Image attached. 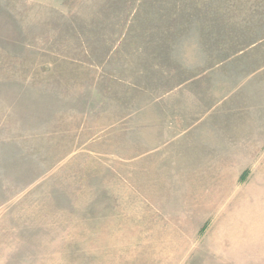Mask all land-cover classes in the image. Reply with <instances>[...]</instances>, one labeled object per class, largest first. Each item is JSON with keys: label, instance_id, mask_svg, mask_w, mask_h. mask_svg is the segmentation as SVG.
Here are the masks:
<instances>
[{"label": "rangeland", "instance_id": "obj_1", "mask_svg": "<svg viewBox=\"0 0 264 264\" xmlns=\"http://www.w3.org/2000/svg\"><path fill=\"white\" fill-rule=\"evenodd\" d=\"M0 264H264V0H0Z\"/></svg>", "mask_w": 264, "mask_h": 264}]
</instances>
